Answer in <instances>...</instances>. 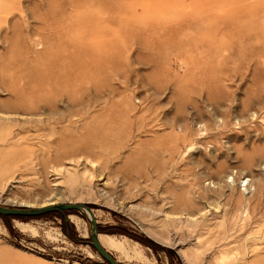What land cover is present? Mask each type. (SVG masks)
Returning a JSON list of instances; mask_svg holds the SVG:
<instances>
[{"label": "rangeland", "instance_id": "rangeland-1", "mask_svg": "<svg viewBox=\"0 0 264 264\" xmlns=\"http://www.w3.org/2000/svg\"><path fill=\"white\" fill-rule=\"evenodd\" d=\"M51 203L121 264H264V0H0V206ZM90 229L0 249L107 264Z\"/></svg>", "mask_w": 264, "mask_h": 264}, {"label": "water", "instance_id": "water-1", "mask_svg": "<svg viewBox=\"0 0 264 264\" xmlns=\"http://www.w3.org/2000/svg\"><path fill=\"white\" fill-rule=\"evenodd\" d=\"M86 209L90 213V225L91 229L89 231V240L87 243L98 253V255L107 263V264H121L115 259V257L107 251L98 241V229L96 220L94 218L92 209L82 203H51L39 207L31 206H21V207H4L0 206V215L8 217H18V218H28V217H37L44 215L50 212H61L69 210L83 211Z\"/></svg>", "mask_w": 264, "mask_h": 264}, {"label": "bare ground", "instance_id": "bare-ground-1", "mask_svg": "<svg viewBox=\"0 0 264 264\" xmlns=\"http://www.w3.org/2000/svg\"><path fill=\"white\" fill-rule=\"evenodd\" d=\"M83 212L88 218H90L89 211L84 209ZM98 241L105 249L115 247L112 238L108 235L99 234L98 235ZM18 260L19 259L17 257H15L14 254L10 250H6L5 248H4V250L0 249V264H20V262Z\"/></svg>", "mask_w": 264, "mask_h": 264}]
</instances>
